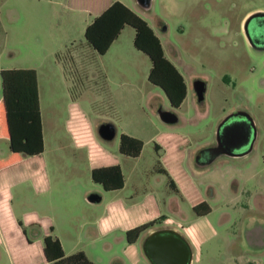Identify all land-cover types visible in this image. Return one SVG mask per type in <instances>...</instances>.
Masks as SVG:
<instances>
[{
	"label": "rangeland",
	"instance_id": "rangeland-1",
	"mask_svg": "<svg viewBox=\"0 0 264 264\" xmlns=\"http://www.w3.org/2000/svg\"><path fill=\"white\" fill-rule=\"evenodd\" d=\"M94 1L0 0V98L1 70L37 69L46 174L43 185L25 179L37 167L28 156L20 171H0V189L11 195L10 205L9 194H0V264H51L44 260L43 236L53 226L68 255L83 251L94 264H151L141 238L166 226L193 240L192 264H264V245L252 244L255 235L264 237V50L251 47L245 32L249 15L264 11V0H154L150 11L135 4L138 15L157 30L168 59L185 75L189 95L179 109L149 83L151 61L135 49L133 29L105 57H93L83 45L78 9ZM106 74L108 89L95 95L94 80ZM197 80L207 83L203 103L194 91ZM161 108L176 113L180 122L163 123ZM240 110L256 121L254 151L221 156L201 168L199 152L216 144L221 122ZM108 123L118 132L112 142L99 136ZM123 134L144 142L138 159L121 155ZM10 153L1 139L0 160ZM117 160L126 186L121 192L105 191L92 179L93 161L100 168ZM94 194L103 202L91 204ZM116 200L129 207L144 203L155 211L139 226L153 225L132 245L128 231L101 232L98 220ZM202 200L211 207L206 218L192 210Z\"/></svg>",
	"mask_w": 264,
	"mask_h": 264
},
{
	"label": "trees",
	"instance_id": "trees-1",
	"mask_svg": "<svg viewBox=\"0 0 264 264\" xmlns=\"http://www.w3.org/2000/svg\"><path fill=\"white\" fill-rule=\"evenodd\" d=\"M126 27L135 30V48L148 56L152 63L148 78L150 83L162 89L172 108L179 109L188 95L183 74L168 59L161 40L148 22L126 5L119 1L114 2L101 15L95 17L86 29L85 39L93 50L105 55ZM1 81L3 96L0 101V139L9 142L11 152L7 160L0 161V170H4L21 163L23 156L41 155L45 143L37 71L3 70ZM143 148V141L121 135L119 151L122 155L138 158ZM161 173L167 175L165 171ZM92 179L105 191H119L125 185L119 165L94 169ZM193 210L199 217L211 213V207L206 202L198 204ZM152 225L145 224L129 230L126 233L127 243H136L142 233ZM44 245V254L51 264H94L83 252L66 256L60 240L55 237H46Z\"/></svg>",
	"mask_w": 264,
	"mask_h": 264
},
{
	"label": "water",
	"instance_id": "water-1",
	"mask_svg": "<svg viewBox=\"0 0 264 264\" xmlns=\"http://www.w3.org/2000/svg\"><path fill=\"white\" fill-rule=\"evenodd\" d=\"M141 8L150 11L154 0H136ZM264 13H257L247 18L245 32L249 39L248 25L252 19ZM167 31V28H164ZM194 91L199 103L205 101L207 83L197 80L194 83ZM160 120L167 125L180 122L176 113L159 109ZM236 118H242L237 121ZM117 128L113 124H103L99 128V136L105 142H112L117 136ZM257 137L255 121L245 111H237L227 115L217 130V142L211 147L202 150L198 154L197 163L202 166L211 165L221 156L232 158L244 157L251 153ZM92 204L100 203L102 197L94 194L88 198ZM143 252L151 264H192L193 249L189 241L177 230L163 228L152 231L144 240Z\"/></svg>",
	"mask_w": 264,
	"mask_h": 264
},
{
	"label": "crops",
	"instance_id": "crops-1",
	"mask_svg": "<svg viewBox=\"0 0 264 264\" xmlns=\"http://www.w3.org/2000/svg\"><path fill=\"white\" fill-rule=\"evenodd\" d=\"M121 2L123 3L124 5H126L128 8H130L133 12H135L137 15V10L135 8V4L137 5V7H139L140 9L144 10L143 8H141L139 6V4L137 3V1L135 0V3H126L125 1L123 0H95L93 2V5L90 6V5H87V6H80L79 9H78V13L80 15H82V18H83V22H84V27H83V30L84 32H86V29L87 27L92 23V21L94 20L95 17L101 15L105 10H107L114 2ZM145 11V10H144ZM149 24V23H148ZM150 25V24H149ZM152 27V29L155 31L156 35L158 36L157 34V30L155 29V27L153 25H150ZM132 29L131 27H126L122 33L120 34L119 38L112 44V46L110 47L109 51L105 54V55H100L98 54L95 50H93L87 42H85L86 44H83L85 45L86 47H88L89 49H91V51L94 53L92 56L94 57V55H99V56H102V57H105L106 55H108L110 53V51L119 45V43H123L121 42V38L122 36L124 35V33H126V31H128V29ZM135 30L133 29V36H134V41H135ZM159 37V36H158ZM159 39L161 40V38L159 37ZM134 41H133V44H134ZM162 42V41H161ZM126 45V43H124ZM163 44V43H162ZM135 47V46H134ZM163 48H164V45H163ZM136 49V48H135ZM118 53H121L123 51V47L121 45V47L119 49H116ZM137 50V49H136ZM165 50V48H164ZM139 51V50H137ZM140 52V51H139ZM142 53V52H141ZM166 53V51H165ZM52 54V53H51ZM144 54V53H143ZM145 55V54H144ZM166 56H167V53H166ZM148 57V56H147ZM151 68H152V63H151V66H150V69H149V73L151 71ZM22 69V68H20ZM23 69H33V70H36L37 69H34V68H23ZM4 70V69H3ZM1 70V71H3ZM180 72L182 73V71L180 70ZM37 74H38V83H39V95H40V108H41V115H42V122H43V135H44V143H45V131H44V120H43V112H42V96H41V83H40V74L39 72L37 71ZM184 78H185V75L184 73H182ZM104 79L102 80H94V84L92 86V91L95 95L99 94L101 92L102 89H108V82H109V77L108 75L106 74L105 76L103 75ZM148 78H149V75H148ZM186 80V78H185ZM149 81V79H148ZM150 83V81H149ZM186 83H187V80H186ZM153 85V84H151ZM155 86V85H153ZM157 87V86H155ZM159 88V87H158ZM187 88H188V95H189V85L187 83ZM187 95V97H188ZM3 96V95H2ZM2 96L0 98V101L2 100ZM137 139V138H136ZM1 140V139H0ZM6 140V139H5ZM7 141V140H6ZM8 142V141H7ZM105 142V141H104ZM9 143V142H8ZM44 152H45V149H44ZM44 152L41 154V155H37V156H33V157H30L31 159H34L32 160V164H37V167H33V172H31L29 174V176H26L25 179H28V177L32 178L34 180V183L38 186V185H43V182L45 183V180H46V174H44V162L42 161V155L44 154ZM11 154V153H10ZM122 155V154H121ZM10 156V155H9ZM123 157H127V158H131V157H128V156H124L122 155ZM141 156V155H140ZM9 158V157H8ZM7 158V159H8ZM139 158V157H138ZM138 158H131V159H138ZM6 159V160H7ZM26 159L22 160L21 163L15 165V167H11V168H8V169H4V170H0V171H20V167L23 166L24 163H28V162H25ZM92 160H94V157L92 158ZM0 161H5V160H0ZM95 161V160H94ZM93 161V169H98L95 167V162ZM115 165H119V161L117 160L114 164L110 165V166H115ZM36 166V165H35ZM110 166H107V167H110ZM201 168H205L207 166H202V165H199ZM210 166V165H209ZM19 167V168H17ZM121 167V166H120ZM102 168V167H100ZM19 169V170H18ZM122 169V167H121ZM32 171V170H31ZM123 172V170H122ZM92 175V173H91ZM124 175V173H123ZM170 176H172V180L175 181L177 183V180L176 178L173 176V174L169 173ZM166 177V176H165ZM125 178V176H124ZM174 182V183H175ZM176 185V184H175ZM126 186V180H125V185H124V188ZM179 186V184H178ZM103 188V187H102ZM124 188L122 190H119V191H110V192H121L124 190ZM4 192H7V194H9V197H10V205H11V195L9 193V190L8 189H5V190H2L0 189V194L4 193ZM100 196V195H99ZM102 197V196H101ZM204 200L194 204V206H192V208H194L195 206H197V204L199 203H203ZM103 202V198H102V201ZM100 202V203H101ZM92 204V203H91ZM99 203H96V204H93V205H97ZM143 207V212L140 211V210H137L139 208ZM11 209V208H10ZM108 209V210H107ZM151 210V207L150 208H146L144 203H141V204H137V205H133L131 207H129V205H127L126 203H123L121 202V200H116V201H113L111 203H109L108 207L106 208L105 210V215L104 216H101L100 219L98 220L100 222V224L102 225V228H101V232L104 234V235H111L114 234L115 232H121L122 234H125L127 231L129 230H132L134 229L135 227L141 225L142 223H145V221L151 219V215H153L155 213V211H150ZM193 210V209H192ZM107 211V212H106ZM11 213L13 214L12 212V209H11ZM211 214V213H210ZM209 214V215H210ZM208 215V216H209ZM14 216V214H13ZM208 216H205L208 217ZM15 217V216H14ZM35 217L36 219H39L38 217L36 216H33ZM31 218V217H30ZM16 219V218H15ZM40 221H42L41 219H39ZM42 222H46V223H50V221H42ZM52 225V224H51ZM163 228H171L169 226H166V227H163ZM163 228H159V229H163ZM171 229H174V228H171ZM56 228L53 226V230L51 232H46L44 234V239L48 236H52V237H55L53 234L55 232ZM157 230V229H155ZM176 230V229H175ZM18 231V229L16 230ZM154 231V230H152ZM150 231L148 234H145L144 236H142L141 239H146V237L152 232ZM178 231V230H177ZM180 232L188 241L189 243L191 244V246L193 244H195L193 242V240L191 238L188 237V235H186L183 230L182 232L181 231H178ZM57 239H59L58 237H55ZM121 238V237H120ZM60 240V239H59ZM143 240V241H144ZM44 242V240H43ZM61 242V241H60ZM62 244V242H61ZM128 245V244H127ZM63 246V244H62ZM45 248V247H44ZM63 249H64V246H63ZM128 249L129 251H131L133 249V247L129 246L128 245ZM193 249V248H192ZM143 250V249H142ZM64 252H65V249H64ZM79 252H83V251H78V252H75V253H72L70 255H68L66 252H65V255L66 256H71V255H74L76 253H79ZM84 253V252H83ZM85 254V253H84ZM86 255V254H85ZM46 259V256L44 254V260ZM47 260V259H46ZM48 262V261H47ZM49 263V262H48Z\"/></svg>",
	"mask_w": 264,
	"mask_h": 264
},
{
	"label": "flooded vegetation",
	"instance_id": "flooded-vegetation-1",
	"mask_svg": "<svg viewBox=\"0 0 264 264\" xmlns=\"http://www.w3.org/2000/svg\"><path fill=\"white\" fill-rule=\"evenodd\" d=\"M257 13H264V11L253 12L249 16L257 14ZM248 33H249L250 38L249 39L247 38V39H248V42H249L250 46L253 47L254 49L258 50V51H263L264 50V16L263 15H260L257 18L252 19L250 21V23L248 25ZM242 111H245V110H242ZM250 117L255 121V119L251 115H250ZM236 120L237 121H242L243 119L242 118H236ZM255 123H256V121H255ZM256 127H257V124H256ZM258 140H259V130H258V127H257V137H256V140H255V143H254V146H253V149H252L251 153L256 148ZM254 238L256 240L255 241L251 240V241H252V244L255 247L264 245V237H262L261 234H259V236H258V234L255 235L253 237V239Z\"/></svg>",
	"mask_w": 264,
	"mask_h": 264
}]
</instances>
